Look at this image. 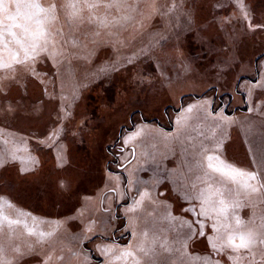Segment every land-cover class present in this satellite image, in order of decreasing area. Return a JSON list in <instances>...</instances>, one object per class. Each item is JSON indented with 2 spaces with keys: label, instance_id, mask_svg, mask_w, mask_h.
I'll return each mask as SVG.
<instances>
[{
  "label": "rangeland",
  "instance_id": "1",
  "mask_svg": "<svg viewBox=\"0 0 264 264\" xmlns=\"http://www.w3.org/2000/svg\"><path fill=\"white\" fill-rule=\"evenodd\" d=\"M170 4L145 7L119 41L102 34L86 53L41 54L33 72L0 79V225L28 231L26 264H236L186 239L182 208L203 174L200 133L264 178V0H243L246 19L238 0ZM240 199L235 215L264 224V196ZM29 229L54 232L55 247Z\"/></svg>",
  "mask_w": 264,
  "mask_h": 264
},
{
  "label": "snow or ice",
  "instance_id": "2",
  "mask_svg": "<svg viewBox=\"0 0 264 264\" xmlns=\"http://www.w3.org/2000/svg\"><path fill=\"white\" fill-rule=\"evenodd\" d=\"M157 2L158 0H0V50L8 53L7 59L0 55V69L5 73L0 79L14 73L17 66L29 73L33 72L31 65L41 54L48 59L54 54L67 57L86 53L88 43H96L102 34L119 41L122 32L130 26L135 27L136 17L144 15L145 7L150 9V14L158 11ZM238 4L242 18L246 19L243 0H238ZM176 7V0H171L168 10H175ZM65 26L67 32L64 31ZM259 86L261 96H264V83ZM257 99L261 97L258 96ZM261 105L264 109V100ZM186 111L192 112V106H188ZM219 122L230 123L223 116L219 117L217 124ZM200 135L203 139L194 145V150L195 155L201 157L203 174L196 177L199 183L194 181L191 191L185 196L187 206L182 211L192 217L186 221V239L200 237L211 252L224 253L236 264H250L248 257L254 258L257 253L264 257V224L256 226L253 223L254 216L252 220L244 222L233 210L244 206L241 195L264 196V178L223 159L221 141L216 139L215 132ZM253 181L256 183H251ZM147 195L144 193L141 196V202ZM9 206L15 207L11 202ZM232 220L236 227L232 226ZM7 222L11 228V225L21 221ZM29 235L36 236L37 243L55 247L54 232H34L29 229ZM9 249L17 254V264L19 258L27 254L12 244L9 238L7 247L0 243V264H13V260L6 255ZM28 251H34L31 244L28 245ZM140 251L147 254L149 250L141 247ZM123 255L131 256L132 252H125ZM183 255L188 256L187 253ZM193 259L212 264L210 256H188V264ZM215 264H220V261H215Z\"/></svg>",
  "mask_w": 264,
  "mask_h": 264
},
{
  "label": "crops",
  "instance_id": "3",
  "mask_svg": "<svg viewBox=\"0 0 264 264\" xmlns=\"http://www.w3.org/2000/svg\"><path fill=\"white\" fill-rule=\"evenodd\" d=\"M22 226L20 224H13L11 225V228L8 225H0V243H4L5 246H8L9 238L11 240L12 244H15L16 246L20 247L22 252H27L28 250V241H26L25 237H23L22 233L27 234V230L24 228V230L18 233V230L21 229ZM7 257L11 260H13V264H17V254L12 252L10 249L6 253ZM26 255H24L22 258H19L18 264H26Z\"/></svg>",
  "mask_w": 264,
  "mask_h": 264
}]
</instances>
